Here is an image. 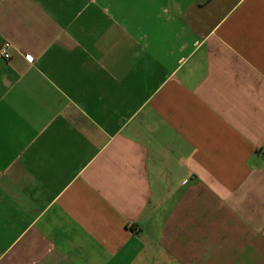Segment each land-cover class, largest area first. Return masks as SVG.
<instances>
[{
  "label": "crops",
  "instance_id": "1",
  "mask_svg": "<svg viewBox=\"0 0 264 264\" xmlns=\"http://www.w3.org/2000/svg\"><path fill=\"white\" fill-rule=\"evenodd\" d=\"M2 40L0 264H264V0H0Z\"/></svg>",
  "mask_w": 264,
  "mask_h": 264
},
{
  "label": "built area",
  "instance_id": "2",
  "mask_svg": "<svg viewBox=\"0 0 264 264\" xmlns=\"http://www.w3.org/2000/svg\"><path fill=\"white\" fill-rule=\"evenodd\" d=\"M9 42L7 40H2L0 42V57L7 59L9 57Z\"/></svg>",
  "mask_w": 264,
  "mask_h": 264
},
{
  "label": "snow or ice",
  "instance_id": "3",
  "mask_svg": "<svg viewBox=\"0 0 264 264\" xmlns=\"http://www.w3.org/2000/svg\"><path fill=\"white\" fill-rule=\"evenodd\" d=\"M29 59H31V57Z\"/></svg>",
  "mask_w": 264,
  "mask_h": 264
}]
</instances>
